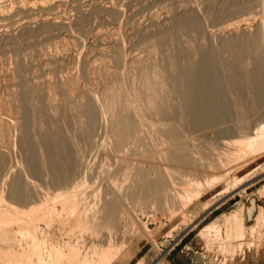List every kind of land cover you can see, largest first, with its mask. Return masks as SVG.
Instances as JSON below:
<instances>
[{
  "label": "bare ground",
  "instance_id": "bare-ground-1",
  "mask_svg": "<svg viewBox=\"0 0 264 264\" xmlns=\"http://www.w3.org/2000/svg\"><path fill=\"white\" fill-rule=\"evenodd\" d=\"M189 3L124 26L116 0H0V264H130L135 240L156 247L144 215L189 229L191 209L264 176V0H222L223 16L256 13L215 46L214 0L202 18ZM37 36L52 42L28 62ZM255 198L204 246L261 245L264 184Z\"/></svg>",
  "mask_w": 264,
  "mask_h": 264
},
{
  "label": "rangeland",
  "instance_id": "rangeland-1",
  "mask_svg": "<svg viewBox=\"0 0 264 264\" xmlns=\"http://www.w3.org/2000/svg\"><path fill=\"white\" fill-rule=\"evenodd\" d=\"M116 1L118 2V6H121L120 8L125 9L123 10L125 14H124L123 21L121 20L122 24L124 23L123 24L124 26H129L133 23L139 22V20L142 22L144 17L147 15L154 14V13L162 14L164 10L166 9L165 7L175 8L176 10L179 8L180 1L182 0H177V1L176 0L174 1L173 0H116ZM206 1L207 0H201V1L200 0L199 1L190 0V3L188 4V6L190 5L193 7L195 5L193 8L196 10L198 7L199 10L197 11V15L199 17L201 16L203 17L204 11L207 7V4L204 3ZM235 1L237 0H227V4H231ZM221 6H222V0H214V4L211 9V14H210L209 19H207L206 21H203V23L205 22L204 28H205V32L207 33V34L205 33L207 36L205 43L207 42L206 43L207 45L215 46L218 43L217 42L218 39L215 37L214 33L218 30V28L222 27L226 21L240 19L244 17L252 18L253 15L256 13V10H249V11H243L237 14L223 16L222 11H221ZM94 22H95L94 23L95 27L98 29L99 28L108 29L106 26H108L109 28H112L113 26L114 28L113 24L109 26L111 24V21L110 22L106 21L107 23L105 22L98 23V19H97V21H94ZM202 35L205 36L204 34ZM31 38H34V39L32 40ZM133 38L132 40H130L131 43L129 42L128 43L129 45H126V47L128 46L127 49L129 51V54L130 53L136 54L138 50L140 49V47L142 46L140 42L138 43L137 36H134ZM36 39H38L37 43H36ZM23 40L21 41L22 44L26 43L30 47H28L26 44L24 47V45L21 44L20 54L23 59L25 58V60L28 59V56L30 54L29 59H31V61L28 59L29 60V61L27 60L28 62H32V60L34 61L36 59V52L37 50H39L38 47L40 46L42 47L43 41H44L43 44L45 43L44 45H47L48 42L49 43L52 42V41L50 42V40L45 41L43 38L38 37V36L37 37H27V39L25 38ZM37 44H39L40 46H38ZM34 45H36V47ZM29 48L30 49L32 48L30 50V52L32 51L31 53H33L32 55L31 53H28ZM84 52H85V49H84ZM1 53L2 52H0V56L2 55L3 57H5L4 60H6V57H7L5 56L6 54L4 53L1 54ZM2 56L0 60H3ZM261 175L262 174H260L259 172L253 174L252 176L249 177L250 178L249 180L240 184L238 188H235L234 190H231V192H227L224 195L216 194L215 196L214 194L215 197L213 196L214 198L211 200V205L208 208L203 209L202 211L198 209H195V210L191 209L188 216H190L189 218H191L190 220H192L191 223H194V224L189 229L188 228L184 229V227H182V228H178L177 230L173 231L171 230L173 227L171 228L170 224H168L167 221L163 220L162 222L159 223V221H155L151 215L148 214L147 215L148 217L144 215L142 217V221L145 222L144 224L146 225L147 229L152 232L153 241L156 247L155 249L152 250L151 244L146 242L144 239L135 240L132 244H133V248L135 251L134 253H136V256L130 262V264H134L138 259H141V258L145 259L146 264H156L158 263L160 259H164V258L169 264H264V247H263L264 242L261 243L262 246L258 245L257 242H255L256 240L247 234L248 233L247 231L244 236V239L241 242V243H244L242 246V249L239 250L236 254H234L235 256L234 255L231 256L230 254L224 255L221 252L219 253L217 251L207 249V247L204 246V237L201 235L205 227L209 225L218 224L216 226L220 228L221 235H222V241H224L225 240L224 232L226 233L225 223L227 221V218L225 219V217H228L232 212H234L235 210L239 209L242 206L246 208L250 199H254L256 203V198H255L256 192L264 184V176H261ZM244 184L247 186H243ZM242 186L244 187L245 191H242L241 189ZM211 197L212 196H209L208 199ZM195 206L199 207L198 205H195ZM176 224H178V222H176L174 226ZM257 246H260V248L259 247L257 248ZM137 250H138V253H137Z\"/></svg>",
  "mask_w": 264,
  "mask_h": 264
}]
</instances>
